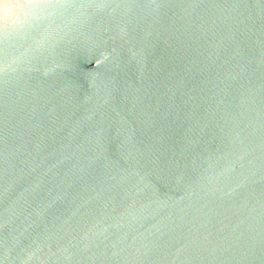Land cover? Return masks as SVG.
Wrapping results in <instances>:
<instances>
[{"label": "water", "instance_id": "obj_1", "mask_svg": "<svg viewBox=\"0 0 264 264\" xmlns=\"http://www.w3.org/2000/svg\"><path fill=\"white\" fill-rule=\"evenodd\" d=\"M0 264H264V0H0Z\"/></svg>", "mask_w": 264, "mask_h": 264}]
</instances>
